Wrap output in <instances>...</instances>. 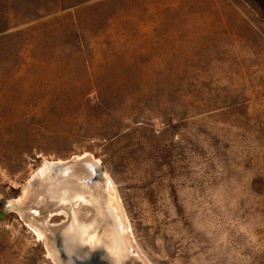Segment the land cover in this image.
<instances>
[{"label": "rangeland", "instance_id": "obj_1", "mask_svg": "<svg viewBox=\"0 0 264 264\" xmlns=\"http://www.w3.org/2000/svg\"><path fill=\"white\" fill-rule=\"evenodd\" d=\"M86 155L145 264H264V0H0V264H57L17 200Z\"/></svg>", "mask_w": 264, "mask_h": 264}, {"label": "bare ground", "instance_id": "obj_2", "mask_svg": "<svg viewBox=\"0 0 264 264\" xmlns=\"http://www.w3.org/2000/svg\"><path fill=\"white\" fill-rule=\"evenodd\" d=\"M78 161L75 159L74 163L57 170L45 162L36 173L34 181L26 186L23 195L17 200L19 211L26 218L30 216L29 224L36 230L38 237L43 239L48 254L57 264H60L56 259L58 255L50 249L55 247L54 243H58L69 264L74 263L75 253L81 254V244L86 245L83 257L99 254L106 264H125L126 258L136 251L125 232L122 209L117 203L113 186L106 177L88 183L90 176L97 177V162L90 157L83 164ZM96 182L97 186L94 184ZM47 204L53 212H61L66 216L58 228L59 238H56V229H49L45 218L38 215L41 206ZM28 208L36 212H29L26 210ZM126 264L132 263L128 261Z\"/></svg>", "mask_w": 264, "mask_h": 264}, {"label": "water", "instance_id": "obj_3", "mask_svg": "<svg viewBox=\"0 0 264 264\" xmlns=\"http://www.w3.org/2000/svg\"><path fill=\"white\" fill-rule=\"evenodd\" d=\"M88 157L89 156H85L83 158H80L79 161H81V162L78 161L79 164H83L82 162H85V160ZM74 161H75V159H74V157H72L68 161H65V162H62V163L61 162H58V163L55 162V163H53V165L54 166H58L60 164H71ZM31 181H34V179L31 180ZM94 181H96V178L94 177V175H92V176H90V178H88V183H93ZM14 205H15V203H14ZM50 211H52V207L51 206H47L46 209L43 212V215L44 214H47ZM44 216H46V215H44ZM47 227L49 229H56V231L58 232L56 234V238H59L60 237V234H59V231H58V228H60L59 225L58 226H52V227L51 226H47ZM57 245H58V243H57ZM80 248H81V254L80 253L79 254L78 253H75V255H73V257H74L73 258L74 259V263L73 264H106L104 258L103 257H100L99 254H95V255L94 254H90V255H88L86 257H83L82 256V252L85 251L84 249L86 248V245L81 244L80 245ZM63 255H64V253H63V251H61V255H60L61 256V258H60L61 259V264H69L67 261H64ZM129 257L130 258L132 257V259L129 260ZM126 259H124V261L126 260L125 261V264L128 263V261L130 263H132V264H145L144 261L136 253L134 254L133 252H132V255H129L128 258H126Z\"/></svg>", "mask_w": 264, "mask_h": 264}]
</instances>
